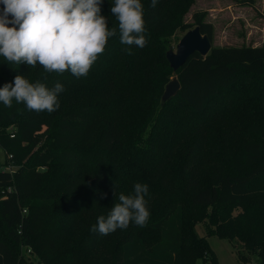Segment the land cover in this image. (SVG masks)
<instances>
[{"label": "trees", "instance_id": "1", "mask_svg": "<svg viewBox=\"0 0 264 264\" xmlns=\"http://www.w3.org/2000/svg\"><path fill=\"white\" fill-rule=\"evenodd\" d=\"M193 2L158 0L153 9L141 0L148 43L129 55L114 0H103L117 35L79 79L0 57V87L21 75L65 89L52 113L0 104V126L14 125L0 146L17 164L0 168V264H29L19 247L34 264H219L212 235L236 239L264 264V42L212 45L173 71L166 52L186 31L198 25L212 43L205 11L185 21ZM172 76L180 88L162 102ZM135 183L149 186L147 226L93 233Z\"/></svg>", "mask_w": 264, "mask_h": 264}, {"label": "clouds", "instance_id": "2", "mask_svg": "<svg viewBox=\"0 0 264 264\" xmlns=\"http://www.w3.org/2000/svg\"><path fill=\"white\" fill-rule=\"evenodd\" d=\"M103 0H0V57L7 64L37 65L46 73L86 77L108 40L117 35L109 30L107 18L101 15ZM158 0H151L156 8ZM118 21L119 39L127 54L131 46L143 48L145 37L144 8L141 0H114L110 9ZM11 25V26H9ZM65 91L59 82L49 88L45 83L30 82L16 75L12 83L0 87V104L11 109L13 102L29 111L52 113L59 109L58 96ZM149 186L135 183L133 192L118 196L107 217L101 215L92 226L93 233L109 235L117 229H127L130 223L146 227L150 212Z\"/></svg>", "mask_w": 264, "mask_h": 264}, {"label": "rangeland", "instance_id": "3", "mask_svg": "<svg viewBox=\"0 0 264 264\" xmlns=\"http://www.w3.org/2000/svg\"><path fill=\"white\" fill-rule=\"evenodd\" d=\"M196 10L205 11L206 20L212 23V45L214 46L260 45L264 42V0H254L252 5L242 3L241 0H194L185 21L193 22L191 13ZM176 43V41L172 43L171 48L174 50ZM13 129L14 125H2L0 134L2 131L10 133ZM240 138L236 139L237 142ZM10 159V153L0 146V168L15 170L17 164L12 165ZM237 211L238 209L234 213ZM196 230L199 235L205 236L202 224H197ZM206 238L219 264H259L256 254L245 250L236 239L229 241L214 235L206 236ZM17 252H23L25 261L34 264L32 260L35 261L36 257L32 255L30 249L19 247ZM238 252L247 257V262L238 258ZM27 253H31L29 259L25 255Z\"/></svg>", "mask_w": 264, "mask_h": 264}, {"label": "water", "instance_id": "4", "mask_svg": "<svg viewBox=\"0 0 264 264\" xmlns=\"http://www.w3.org/2000/svg\"><path fill=\"white\" fill-rule=\"evenodd\" d=\"M212 43L206 34H202L200 27L197 25L186 31L178 40L175 50L170 48L166 52V59L173 71L178 70L186 60L194 53L205 56L209 53ZM180 88L179 81L176 77L165 85L162 93V102L167 101L174 96Z\"/></svg>", "mask_w": 264, "mask_h": 264}]
</instances>
